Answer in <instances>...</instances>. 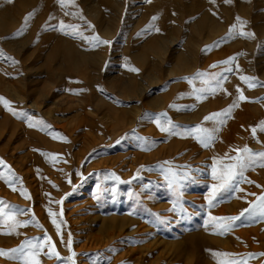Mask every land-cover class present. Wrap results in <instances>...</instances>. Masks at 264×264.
I'll use <instances>...</instances> for the list:
<instances>
[{
    "label": "rangeland",
    "instance_id": "rangeland-1",
    "mask_svg": "<svg viewBox=\"0 0 264 264\" xmlns=\"http://www.w3.org/2000/svg\"><path fill=\"white\" fill-rule=\"evenodd\" d=\"M0 97V264H264V0H0ZM238 156L242 177L213 179ZM41 196L67 256L45 239ZM111 217L134 224L77 252L92 242L80 228Z\"/></svg>",
    "mask_w": 264,
    "mask_h": 264
},
{
    "label": "bare ground",
    "instance_id": "bare-ground-1",
    "mask_svg": "<svg viewBox=\"0 0 264 264\" xmlns=\"http://www.w3.org/2000/svg\"><path fill=\"white\" fill-rule=\"evenodd\" d=\"M215 37V36H214ZM84 54V53H83ZM197 55V54H196ZM85 56V55H84ZM78 57V56H77ZM86 58V57H85ZM210 60V59H209ZM212 61V60H211ZM36 62V61H35ZM213 62V61H212ZM204 64V63H203ZM85 67V66H84ZM143 96V95H142ZM244 109L246 108V106H244L243 107ZM162 113V112H161ZM165 113V112H164ZM244 114V113H243ZM243 114H242V116H243ZM121 115V114H120ZM139 116V115H138ZM166 117H167V115H166ZM210 117V116H209ZM152 118V117H151ZM165 118V117H164ZM168 118V117H167ZM243 118V121H245L246 122V118L243 116L242 117ZM231 119V118H230ZM135 119H132V120H130L129 122H128V127H131L134 123H135V121H134ZM210 120V119H209ZM162 121V120H161ZM207 125H208V123H207ZM14 126H18L19 127V125H16V124H14ZM209 126V125H208ZM207 126V130H208V128L210 127L211 128V126H209L208 127ZM117 127V126H116ZM206 127V126H205ZM121 128V127H120ZM211 131V130H210ZM126 132V131H125ZM208 133H210V132H208ZM213 133V132H212ZM189 134V133H188ZM192 134V133H191ZM55 135V134H54ZM205 135V134H204ZM57 136V135H56ZM116 137V136H115ZM217 137V135H215V139H217L216 138ZM260 140V139H259ZM44 143H46V144H48V145H50V147H52V148H54L55 147V149H57V152H59L60 150H61V145H58V144H51V143H47V142H45L44 141ZM71 143H75V139H73L72 141H71ZM73 146V145H72ZM228 147H230V146H228ZM227 147V148H228ZM186 149V148H185ZM85 149H82L78 154H75V155H72V156H69L68 157V161H69V163H70V166H73V165H75L76 167H78L79 165H80V163H81V161H83V157H85L84 155L85 154H87V152H85L84 151ZM225 150H227V149H225ZM224 150V151H225ZM231 150V149H230ZM187 151V150H186ZM60 152H62V151H60ZM230 153V152H229ZM63 154H64V152H63ZM138 156H140L139 154L137 155V157ZM144 159H145V156H142ZM154 157V156H153ZM233 158V157H232ZM234 158H235V156H234ZM233 158V159H234ZM61 160V159H60ZM146 160V159H145ZM228 160H229V158H228ZM232 160V159H231ZM133 161V160H132ZM39 163H40V165L42 166L43 165V163L42 162H40V161H38ZM134 162H135V160H134ZM104 165H107V161H105V163H103ZM111 164H112V162H111ZM99 165H101V164H99ZM235 165V164H234ZM174 166V165H173ZM157 167V166H156ZM162 167V166H161ZM80 169V168H79ZM104 169V168H103ZM99 170V169H98ZM101 170V169H100ZM210 170V169H209ZM203 171V170H202ZM157 172V171H156ZM197 172H199V171H197ZM201 172V171H200ZM204 172V171H203ZM202 172V173H203ZM89 173H90V171H89ZM88 173V174H89ZM79 174V173H78ZM85 175H87V174H85ZM84 176V175H83ZM211 176V175H210ZM237 176V175H236ZM85 177V176H84ZM242 177V176H241ZM238 178V177H237ZM241 179V178H240ZM242 180V179H241ZM56 182H57V184H59V186H61L62 187V185L60 184L61 183V181H60V177L59 176H57V178H56V180H55ZM68 181V180H67ZM235 181H236V179H235ZM7 184H11V183H7ZM28 191H32L33 192V189H31V188H29L28 187ZM69 191V190H68ZM35 192V191H34ZM66 193V192H65ZM33 197L35 196L34 194L32 195ZM62 199V198H61ZM64 200V199H63ZM14 204V203H13ZM28 205L29 206H33V205H35V203H34V199H32L31 198V200H30V202L28 203ZM42 205V206H41ZM59 206V205H58ZM133 209V208H132ZM136 210V212H137V209H135ZM133 211V210H132ZM45 212H46V208L44 207V203H43V196H41V199H40V205H39V207H37V209H35V214H36V216H37V218L38 219H40L41 221H42V224L45 226V228L47 229V233H48V236H49V238H50V240L52 241V244H53V246H54V248L56 249V250H58L60 253H61V255H63V256H67V248L68 247H66V245H65V240L68 238V235H67V233H65V230H64V228H63V226H59V225H57L58 227H59V234H57V226H54L53 225V223L51 224L50 222H49V219L48 218H46L45 216H44V214H45ZM60 212H61V210H60ZM135 212V211H134ZM138 212H139V210H138ZM63 215V214H62ZM95 220H97V217H94V216H90V217H87V218H84L83 219V222L84 223H88V221L90 222V221H95ZM101 223H102V225H101V227L99 228V229H97L96 230V232H94L93 234H92V231L89 229V228H80V231H84L86 234H84L85 236H83V238H84V240H88V239H90L91 238V240H92V242H90V243H88V241L87 242H85L82 246H80L78 249H77V252L78 251H91V250H94V249H97V248H101L102 246H104V245H107L110 241H113V239H115V238H119V237H122L123 236V234H124V229L125 228H127L128 227V225H130V224H134V222H132L131 220H129L128 218H126V217H123V218H115V217H111V218H109V219H107V221L106 220H102L101 221ZM66 224V223H65ZM73 224H75L76 226L79 224V222H74ZM159 225V224H158ZM247 225V224H246ZM93 226V225H92ZM250 230H248V232H249ZM257 231V230H256ZM252 232H254V231H252ZM71 233V232H70ZM143 233V232H142ZM239 235H244V234H246V231H243V232H239L238 233ZM140 238V237H139ZM246 238H249V233H248V236L246 237ZM141 239V238H140ZM27 240H28V238H27ZM214 240V239H213ZM13 239L11 238V239H6V242L4 243V246L5 247H7V245L8 244H12L13 243ZM15 242V241H14ZM20 242V241H19ZM50 242V241H49ZM202 242V241H201ZM230 242V241H229ZM203 243V242H202ZM208 243V242H207ZM171 244H173V243H171ZM205 243H203V245H204ZM209 244V243H208ZM208 244H207V246H208ZM45 245V244H44ZM211 246V245H210ZM222 247V246H221ZM47 248V247H46ZM72 250V249H71ZM227 250V249H226ZM137 251V249H133V250H129L128 251V253L126 254L127 256H130V254H133L134 252H136ZM231 251V250H230ZM69 252V251H68ZM251 253V252H250ZM253 253V252H252ZM125 255V256H126ZM174 255V254H173ZM172 255V256H173ZM125 256H122L121 258L123 259V258H125ZM86 257H87V255H86ZM94 257V256H93ZM92 257V258H93ZM88 258V257H87ZM95 258V257H94ZM75 259V258H74ZM89 260V259H88ZM95 260V259H94ZM141 260V259H140ZM162 261V260H161ZM160 261V262H161ZM90 262V261H89ZM262 262V261H261ZM72 263V262H71ZM132 263V262H131ZM174 263H177V262H174ZM260 263V262H259ZM142 264H143V262H142Z\"/></svg>",
    "mask_w": 264,
    "mask_h": 264
},
{
    "label": "snow or ice",
    "instance_id": "snow-or-ice-1",
    "mask_svg": "<svg viewBox=\"0 0 264 264\" xmlns=\"http://www.w3.org/2000/svg\"><path fill=\"white\" fill-rule=\"evenodd\" d=\"M8 2H12V0H8ZM225 2H228V0H225ZM58 3H60L62 6H63V3H64V0H58ZM31 16H32V13H29L27 16H25V18H24V23L25 24H27V22H28V20L31 18ZM153 19H155V17L153 18ZM237 20L239 21V18H237ZM64 25L63 24H61L60 25V28H61V30H63L64 29ZM69 27H71V26H69ZM231 31V30H230ZM19 34V33H18ZM241 35H245L244 33H241ZM248 37H251L253 34L252 33H247L246 34ZM91 40L92 41H94L96 44H106V43H109L108 41H104V40H101L98 36H93L92 38H91ZM130 71H133V72H137L138 71V69H135V68H131V69H129ZM197 75H200L199 73L197 74ZM241 79L242 80H244V81H248V78L247 77H241ZM252 85L250 84L249 85V87H251ZM238 91H239V89H238ZM239 99L240 100H244L245 99V97L243 96V95H241L240 97H239ZM0 102H2V103H4V105L7 107L8 106V102L6 101V100H4V98H2V97H0ZM236 105L235 104H233L231 107H235ZM170 107H171V105H170ZM227 112H230L231 111V108L230 109H228V110H226ZM14 116H16V115H26V114H24V113H20V114H17V113H15V112H13L12 113ZM224 113H214L213 114V116L212 117H205V120H208V119H211V118H213V117H215V116H220V115H223ZM166 113H160L159 115H157V116H155V118H154V120H155V123L157 124V127L158 128H160V130L161 131H170V127H171V121H168V120H166L165 119V123H167L170 127L169 128H166V127H164L162 124H161V118L162 117H166ZM27 120H28V126L29 127H34V124H33V122H32V118L29 116V117H27ZM35 123H37V124H43V122L42 121H36ZM260 128H261V130L262 131H264V122H261V125H260ZM191 132H194V133H202V134H207V130L206 129H203V128H201L200 126H197L196 128H194V129H191L190 130ZM253 132H255V129H253L252 130ZM173 134H175V133H173ZM198 140L200 139V137L199 136H197L196 137ZM207 138L209 139V140H211V135L210 134H208L207 135ZM202 143H203V141H201ZM145 143H148V141L147 140H145ZM204 146H207V144H205ZM243 152L244 153H246V154H248V159H249V161L251 160V153L249 152V150L247 149V148H245V149H243ZM262 157H264V153H261L260 154ZM237 161H238V163H237V165H233L232 167H235V168H238L239 169V172L238 173H234V172H232L231 170H229V173L227 174V176H225V177H217L216 175H215V169H214V175H213V179H221V180H223L224 181V183L226 184V183H228V181H230L232 178H234V176L235 175H237V174H239V175H243V170H244V168H246L247 167V165L245 164V162H244V158L243 157H237ZM0 165H4V162H3V160H0ZM262 166H264V165H262ZM4 167H7V165H4ZM0 178H3L2 177V175H0ZM7 182V181H6ZM170 186H171V183H170ZM222 187H223V184H222ZM14 191H15V189H13ZM22 195L24 194L23 192L21 193ZM27 198V197H26ZM258 200L261 202V208H262V215H264V196H260V197H258ZM211 200H209V204H211ZM0 204H3V202L2 201H0ZM4 213H3V208H0V215H3ZM54 214L53 213H51V212H49V216L51 217V216H53ZM241 215H243V212L241 213ZM211 219H217V218H211ZM219 219H223V218H219ZM229 220H235V219H239V217H232V218H228ZM52 223H53V225L54 226H57V222H56V220H52ZM38 226V225H37ZM5 234H9V233H5ZM57 234H59V227L57 226ZM45 239L46 240H50V238H48L47 237V235L45 236ZM31 242H29V244H30ZM70 244H71V241H69V246H70ZM24 245H21V247L20 248H17V249H12V250H10V252L11 253H19V254H21V255H23V253H24ZM33 247H35L34 245H33ZM215 255H220V254H215ZM0 256H8L9 258H13V257H11V256H9V253H7V252H5L4 250H0ZM15 258H20V257H15ZM57 258H59L58 257V254H57ZM69 260H71L72 259V257L70 256L69 258H68ZM24 264H37V262H35V261H33V260H24Z\"/></svg>",
    "mask_w": 264,
    "mask_h": 264
}]
</instances>
